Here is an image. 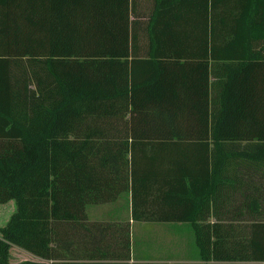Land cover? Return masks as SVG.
<instances>
[{
	"label": "trees",
	"instance_id": "16d2710c",
	"mask_svg": "<svg viewBox=\"0 0 264 264\" xmlns=\"http://www.w3.org/2000/svg\"><path fill=\"white\" fill-rule=\"evenodd\" d=\"M140 1L0 0V264H264V0Z\"/></svg>",
	"mask_w": 264,
	"mask_h": 264
},
{
	"label": "crops",
	"instance_id": "0c3cea01",
	"mask_svg": "<svg viewBox=\"0 0 264 264\" xmlns=\"http://www.w3.org/2000/svg\"><path fill=\"white\" fill-rule=\"evenodd\" d=\"M149 7H146L143 3H141L140 0H138L137 5L135 7L134 10V17L136 18L137 22L140 23L141 29L143 30L145 24L148 22L149 18ZM145 10V11H144ZM132 18V17H131ZM198 50H196L193 53H197ZM187 103H189L190 105H199V101H188ZM87 214H88V210H87ZM117 215H121V216H125V214H117ZM88 217L92 220H99L102 219L103 217L106 218L107 216H103L102 218H92L89 216ZM137 224H134L132 226V244H131V261L130 263H133L135 261L137 262H141L140 258L143 252V249H145L147 251V249L149 250L148 253L151 254V256L153 257V259L156 262H165L168 264H174L176 263V260L174 259V247H172V244H168V241H160L159 238H157L156 236H149L150 240V244L148 247H143L142 244V236H138L135 232H134V228ZM152 227H157V225H152ZM163 227V226H161ZM145 239V237H144ZM156 245V246H155ZM13 249H15L14 253H12ZM11 258L9 260V264H18L20 262L23 261H32V262H40L42 261L41 259L32 256L31 254L20 250L18 248L12 247L11 250ZM17 253H19V255H17ZM19 257V258H16Z\"/></svg>",
	"mask_w": 264,
	"mask_h": 264
},
{
	"label": "rangeland",
	"instance_id": "374dc122",
	"mask_svg": "<svg viewBox=\"0 0 264 264\" xmlns=\"http://www.w3.org/2000/svg\"><path fill=\"white\" fill-rule=\"evenodd\" d=\"M115 207H111L108 205L104 206H92L88 208V214L92 218H102L103 216L115 215L116 210ZM15 211L14 201H10L7 204L0 205V227H2L9 219L11 214ZM104 218V217H103ZM134 232L138 236H156L160 241H168V244H174L175 246H179L177 249L174 247V252H181L183 248H185L186 238L185 235L176 236L172 232L168 230L167 227H152L145 226L142 224H137L134 228ZM156 246V245H155ZM181 249V250H180ZM15 249H13L12 253H14ZM19 255V253H17ZM19 258V257H16Z\"/></svg>",
	"mask_w": 264,
	"mask_h": 264
}]
</instances>
